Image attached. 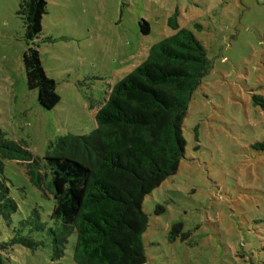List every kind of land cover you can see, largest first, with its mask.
Instances as JSON below:
<instances>
[{"label":"rangeland","instance_id":"rangeland-1","mask_svg":"<svg viewBox=\"0 0 264 264\" xmlns=\"http://www.w3.org/2000/svg\"><path fill=\"white\" fill-rule=\"evenodd\" d=\"M26 1L0 0V131L32 155L39 176L37 187L27 163L2 161L21 210L14 226L32 208L50 224L47 153L61 138L95 129L110 89L176 33L168 24L175 18L206 50L209 71L191 95L178 170L142 205L145 264H264V0H45L35 44L56 83L60 101L52 110L26 86ZM9 229L0 220L2 264L51 263L50 235L31 233L33 250L2 248L16 235ZM75 241L73 234L55 263L73 264Z\"/></svg>","mask_w":264,"mask_h":264},{"label":"trees","instance_id":"trees-1","mask_svg":"<svg viewBox=\"0 0 264 264\" xmlns=\"http://www.w3.org/2000/svg\"><path fill=\"white\" fill-rule=\"evenodd\" d=\"M46 6L45 0H27L23 5L22 63L28 90L37 92L41 108L52 110L60 101L56 83L46 74L35 44ZM168 24L176 33L153 45L146 60L110 89L95 115V129L51 144L45 157L49 170L44 171L50 174L53 200L50 224L32 208L26 220L14 226L13 217L21 210L2 161L27 163L37 187L38 165L0 131V220L16 233L2 248L20 245L33 250L38 243L30 234L46 232L54 246L50 264H61L55 260L75 234L73 264H145L143 234L148 219L142 205L146 196L176 174L185 154L182 125L191 95L209 71L206 50L193 33L180 29L175 18ZM139 28L141 34L149 33L147 22H140ZM180 227L173 226L172 239ZM24 230L28 237L21 234Z\"/></svg>","mask_w":264,"mask_h":264}]
</instances>
